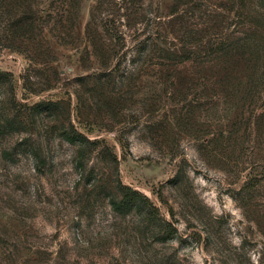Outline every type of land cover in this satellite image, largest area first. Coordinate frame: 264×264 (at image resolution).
Masks as SVG:
<instances>
[{"label":"rangeland","instance_id":"rangeland-1","mask_svg":"<svg viewBox=\"0 0 264 264\" xmlns=\"http://www.w3.org/2000/svg\"><path fill=\"white\" fill-rule=\"evenodd\" d=\"M0 264H264V0H0Z\"/></svg>","mask_w":264,"mask_h":264},{"label":"trees","instance_id":"trees-1","mask_svg":"<svg viewBox=\"0 0 264 264\" xmlns=\"http://www.w3.org/2000/svg\"><path fill=\"white\" fill-rule=\"evenodd\" d=\"M81 136L77 138H68L70 142H76L80 140ZM139 200L141 201V196L135 191L128 187L124 188L121 199L118 202L113 203V207L117 210L128 209L130 210L135 204H138ZM152 209H155L151 205Z\"/></svg>","mask_w":264,"mask_h":264}]
</instances>
